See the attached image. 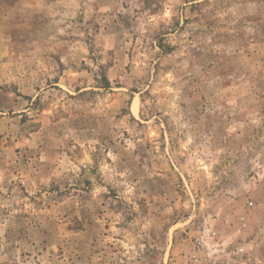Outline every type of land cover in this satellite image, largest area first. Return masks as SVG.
I'll return each mask as SVG.
<instances>
[{"label": "rangeland", "instance_id": "obj_1", "mask_svg": "<svg viewBox=\"0 0 264 264\" xmlns=\"http://www.w3.org/2000/svg\"><path fill=\"white\" fill-rule=\"evenodd\" d=\"M0 264H264V0H0Z\"/></svg>", "mask_w": 264, "mask_h": 264}, {"label": "trees", "instance_id": "obj_2", "mask_svg": "<svg viewBox=\"0 0 264 264\" xmlns=\"http://www.w3.org/2000/svg\"><path fill=\"white\" fill-rule=\"evenodd\" d=\"M104 81L107 83V80L106 79H104Z\"/></svg>", "mask_w": 264, "mask_h": 264}]
</instances>
